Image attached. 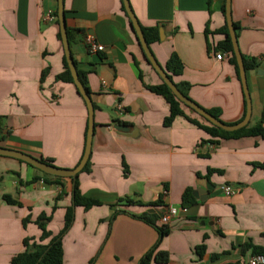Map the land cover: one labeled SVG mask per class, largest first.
<instances>
[{
  "label": "crops",
  "instance_id": "0c3cea01",
  "mask_svg": "<svg viewBox=\"0 0 264 264\" xmlns=\"http://www.w3.org/2000/svg\"><path fill=\"white\" fill-rule=\"evenodd\" d=\"M129 2L141 26L162 28L164 39L149 44L158 64L176 52L183 70L174 80L188 83V96L204 109H219L223 122H238L244 95L230 54L219 45L225 38L223 0ZM56 8L57 0H0V146L71 168L84 149L87 108L73 83L56 79L64 71ZM63 8L73 33L72 58L76 70L85 73L94 109L89 169L78 173V187L100 204L74 206L72 223L61 237V264H139L159 235L132 215L160 196L179 210L187 187L206 199L193 196L199 204L193 218L176 215L164 223L169 230L158 250L167 251L169 259L149 264H247L253 254L251 247L242 249L243 243L264 248V138L214 143L183 116L163 125L168 103L142 84H157L159 78L143 60L119 0H63ZM230 11L237 47L243 59L255 63L245 73L250 123H256L264 116V0H230ZM49 14L54 19H47ZM88 35L103 46L101 51L87 49ZM219 52L221 59L215 56ZM118 123L131 125L135 133L115 131ZM224 183L238 191L223 194L219 186ZM72 188L70 177L54 180L0 156V264H10L23 250V237H39L33 223L39 214H51L46 227L58 233ZM5 194L16 203L5 201ZM122 198L141 204H124ZM202 244L199 254L195 249Z\"/></svg>",
  "mask_w": 264,
  "mask_h": 264
},
{
  "label": "trees",
  "instance_id": "16d2710c",
  "mask_svg": "<svg viewBox=\"0 0 264 264\" xmlns=\"http://www.w3.org/2000/svg\"><path fill=\"white\" fill-rule=\"evenodd\" d=\"M119 3L121 6V10L123 11V13L125 14V16L127 17V20H128L129 17L127 16V14L123 8L121 0H119ZM221 11L224 15V0L222 2V5H221ZM128 23H129V20H128ZM233 26L235 28L237 27L235 22H233ZM140 27L143 31V34L145 37L144 39L148 45L151 44L152 42H155V41L158 42L159 41L160 37H159L158 28L156 25H154V26H141L140 25ZM75 30L77 31V29H75ZM220 31L225 35V38H224V40H222L219 43V45H220L221 49L225 50L227 53L230 54V62L234 65V68L236 71V76H237L238 80H240L239 75H238L237 64L235 62L236 58L232 52V46L230 43L231 40L227 34V26L225 23L220 28ZM66 32H67L66 37H67V40H68V43L70 46V42L73 40V33L71 32L70 28H68V27H66ZM59 36H60V33L58 32V34H57L58 39H60ZM134 36L136 37L135 33H134ZM137 44H138V42H137ZM139 49H140L141 54L143 56V60L152 68V66L145 59L146 57L144 56L143 51L140 48V46H139ZM242 62H243L244 68L255 66V63L253 61L247 62L245 59H243ZM62 64L64 67V71L61 74H59L58 76H56V79L73 83L72 78H71L72 76H71L69 68L67 67V64L65 62L64 55L62 56ZM160 66L165 71V73L170 77L172 82L175 84L176 88L181 93L188 96V93H187V90L189 87L188 83L183 82V81L176 82L174 80L175 79L174 77L181 75L182 70H183V64L179 60L177 53L172 51L169 58L166 59L165 63L163 65H160ZM152 70H154V69L152 68ZM77 72H78V75H79L78 78H79L81 84L83 85L84 89L89 93V89L86 85L85 73L82 71H79V70H77ZM154 72L156 73L155 70H154ZM156 76L159 78L158 79L159 82L157 84L156 83L146 84L144 82H142V84L146 89L154 92L157 95L162 96L164 98V100L168 103L169 112L164 117V119L162 120L163 125H169L171 123V121L174 118H176L177 116H183L189 122L195 124V126H197L198 128L204 130L207 134H209L211 136V139H210L211 142H214V143H217L218 141H220V139H224V138H239L242 136H250V135H255V136L259 135V136L264 138V116H262V118L256 123L255 122L250 123L251 121L249 120V122H247V124L244 127L240 128L238 130H232V131L222 130V129L216 127L214 124L207 121L206 118L198 115L192 108H190L189 106H187L184 103H182L181 101H179V99L175 96V94L171 91V89L161 80V78L158 76L157 73H156ZM141 78H142V76L140 75L139 79L141 80ZM75 89H76V87H75ZM76 91H77V89H76ZM77 94L79 96H81L78 91H77ZM244 101H245V99H244ZM244 101H243V110H242V115L240 117V120H242L244 115H245V103H244ZM206 110L209 113H211L212 115H214L215 118L222 120L219 116L220 115L219 109L213 107V108L206 109ZM189 112L194 113L197 116V118H195V116L191 115ZM114 121L117 122V120H114ZM85 132H86V125H85ZM2 135H3V122H2V118L0 116V141L3 138ZM82 154H83V150H82ZM82 154L80 157H82ZM80 157H79V159H80ZM39 159L41 161L46 162V163H51L50 158H42L41 157ZM79 159H78V161H79ZM19 161L24 162L21 160H19ZM78 161H77V163H78ZM77 163H76V165H77ZM26 164H28V163H26ZM28 165H30V164H28ZM30 166H32V165H30ZM88 169H89V158L85 162V164H84V166L80 172L87 171ZM210 171H211V169H208V172H210ZM40 172L45 176H53L51 174H47V173H44L42 171H40ZM124 172L125 173L127 172L126 168L124 169ZM77 177H78V174H77ZM77 177H75L74 180L72 179L73 188H72L71 204L66 208L65 215L63 217V225H62L61 229L58 231V233L52 234L51 230L46 227V222L50 220L52 215L51 214L46 215L45 213L39 214L38 217H36L33 221V223L40 230L39 237H37V239H34L31 236L23 237L22 238L23 250L11 257L10 264H61L62 258H63V248H62V244H61V237H63V234L66 232V230L68 229V227L72 223V220L74 218V212H73L74 206H82L84 209H88L91 206L100 204L99 201L92 199V197L85 196L80 192L79 187H78ZM59 178H61V177L53 176L54 180H57ZM2 197L7 202H11L12 204L16 203L14 200H12L10 195L5 194ZM162 200L163 199L160 196L158 200H155L153 203L149 202L148 204H145V205L152 206V207H156V206L162 207L165 205ZM119 201L120 202L124 201V204H132V205L133 204H141L140 201H137V200L134 201V200H132V198H122V199H119ZM194 201H195V199H194L193 194L191 192V188H189V187L185 188L184 191L182 192V195H181L180 207L181 208H188L190 205L194 204ZM54 208L55 207H53V209ZM123 212H125V211L117 210L115 212V214L123 213ZM132 216L135 218L143 220L144 222H146L149 225H152V227L158 232V235H159V238L156 241V243L152 247H150L142 255L141 259L139 260V264H149L150 261H153L156 263L166 262L169 259V253L167 251H164V250H158V244H159L160 240L163 238V236L168 232V230H169L168 226L164 223L158 225L156 223V220L160 216L157 215L156 213L148 212L147 210L142 212L139 215H132ZM190 217L193 218L194 216H190ZM28 221H30L29 215L25 216L22 219L23 225H25L26 222H28ZM241 247L243 250L251 247V251H252L253 255L264 254V248L253 246L252 244H250L248 242L243 243L241 245ZM195 250L197 251V253L202 254V252L204 251V245L202 244V245L197 246ZM213 257H215V255Z\"/></svg>",
  "mask_w": 264,
  "mask_h": 264
},
{
  "label": "water",
  "instance_id": "95a60500",
  "mask_svg": "<svg viewBox=\"0 0 264 264\" xmlns=\"http://www.w3.org/2000/svg\"><path fill=\"white\" fill-rule=\"evenodd\" d=\"M121 3L123 5V8L129 17V26L130 29L136 34V40L138 42V45L143 51L144 56L146 57L145 59L147 62L152 66V68L156 71L158 76L161 78V80L171 89V91L175 94V96L184 103L185 105L189 106L192 108L198 115L204 117L209 121L210 123L214 124L216 127L225 130V131H232V130H238L242 127H244L247 122L250 120L251 116V105H250V95L249 91L247 89V84H246V73H245V68L243 65V57L237 47V37H236V28L233 26L232 22V17H231V11H230V0H224V16H225V24L227 26V34L230 37V43L232 46V52L236 58V64L238 68V75L240 79V84L242 88V92L244 95V103H245V115L242 120L234 123H226L223 122L222 120H219L215 118L214 115L209 113L206 109L202 108L198 104L193 101L190 97L184 95L181 93L175 86V84L172 82L170 77L165 73V71L162 69L160 64L156 61V57L151 51L149 45L145 41V37L143 34V31L140 27V24L137 20V16L134 13L129 0H121ZM56 19H57V24L59 28V33H60V41L62 44L63 52H64V58L65 62L67 64V67L69 68L70 74L72 81L79 92V94L82 96V99L85 102L86 108H87V117H86V132H85V137H84V149H83V154L82 157H80L77 165L75 167L71 168H61L54 166L52 163H46L44 161H41L39 158H34L32 155L24 153L22 151L14 150L13 148L9 147H3L0 146V156H10L13 157L14 159L24 161L30 165H32L34 168L47 173L51 174L53 176H59V177H70L73 180L75 177H77V174L81 171L83 168L85 162L89 158L90 155V146H91V138L93 135V117H94V109H93V104L91 101V96L90 94L84 89L83 85L81 84L79 80V75L76 70V66L73 60V55L71 53V49L67 40V32H66V23H65V12L63 8V0H57V8H56ZM159 35L160 39H164L163 31L162 28L159 27ZM113 128L115 131L122 132L125 134H132L134 132V129L131 125L129 124H124V123H118V124H113ZM135 133V132H134ZM193 196L195 198H199L202 201L206 199V196H201L198 194L197 191H192ZM198 206L199 204H192L186 210L180 211L178 215H186V216H196L197 211H198ZM167 208V205H164L162 207H149L147 209L148 212L156 213L157 215L161 216L165 209Z\"/></svg>",
  "mask_w": 264,
  "mask_h": 264
},
{
  "label": "built area",
  "instance_id": "2783aa9c",
  "mask_svg": "<svg viewBox=\"0 0 264 264\" xmlns=\"http://www.w3.org/2000/svg\"><path fill=\"white\" fill-rule=\"evenodd\" d=\"M54 14H49L48 16H46L47 19H54ZM84 43L87 47V49L91 52H98L101 51L103 49V46L100 44H97L94 36H86L84 39ZM217 59H221V57L223 56V53L219 52L218 54H215ZM116 109L119 111H122L123 108L121 105H117ZM219 189L221 190V192L225 195H231V194H235L238 191V187H234L232 184H228V183H224L221 184L219 186ZM186 210V208H180L179 210H176L175 208H173L172 206H169L165 209V211L163 212V214L160 216V221L162 223H166L167 220L170 219V217L176 216L178 215V213L180 211H184ZM247 264H264V254H256V255H251L248 259Z\"/></svg>",
  "mask_w": 264,
  "mask_h": 264
}]
</instances>
